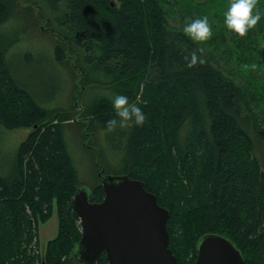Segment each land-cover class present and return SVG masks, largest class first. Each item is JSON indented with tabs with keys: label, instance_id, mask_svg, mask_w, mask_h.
I'll list each match as a JSON object with an SVG mask.
<instances>
[{
	"label": "trees",
	"instance_id": "trees-1",
	"mask_svg": "<svg viewBox=\"0 0 264 264\" xmlns=\"http://www.w3.org/2000/svg\"><path fill=\"white\" fill-rule=\"evenodd\" d=\"M37 2L47 22L60 26L48 29L58 40L56 59L63 62L72 54L78 81H87L89 89L109 87L112 96L83 103L81 118L44 109L13 79L0 49V130H30L0 170V264H79L72 252L80 226L71 206L79 184L62 124L79 120L108 135L107 121H119L112 103L116 95L127 96L147 119L142 127L117 126L111 133V142L116 137L125 144L114 174L142 181L169 211L168 248L177 264H194L197 242L205 235L232 242L242 264H264V171L257 158V148L264 154L263 84L234 81L218 58L184 35L181 23L168 26L169 0ZM10 3L0 0V22L10 15ZM193 4L190 10L178 6L180 15L207 14L197 7L204 2ZM232 33L230 40L244 45L247 55V46L256 41L253 33L244 38ZM225 44L222 37L213 45L218 56ZM201 47L206 63L188 68L184 57ZM98 169L107 175L101 165ZM103 196L97 183L90 202ZM54 208L57 234L42 254L38 224L47 222ZM97 264H107L104 254Z\"/></svg>",
	"mask_w": 264,
	"mask_h": 264
},
{
	"label": "rangeland",
	"instance_id": "rangeland-1",
	"mask_svg": "<svg viewBox=\"0 0 264 264\" xmlns=\"http://www.w3.org/2000/svg\"><path fill=\"white\" fill-rule=\"evenodd\" d=\"M9 1L11 2L9 4L10 15L5 21L0 22V49L5 51V61L11 67L13 79L25 86L36 102L44 109H57L61 116L69 115L81 118L77 116L82 109L75 105L76 96L79 98L78 104L81 106L83 103H91L94 99H99L97 97L111 98L112 92L109 87L99 86L89 89L87 81H83L82 78L78 81L80 76L77 75L78 71L73 65L72 54L63 62L56 59L55 47L58 40L48 29L53 28V25L57 28L60 26L56 22L53 25L47 22L45 13L36 8V5H39L37 0H20L21 6L17 0ZM200 1L204 4L197 7L206 8V15L213 25L212 38L202 44L205 50H209L208 53L221 61L220 65L224 73L229 72L226 75L232 76L234 81L242 84L256 81L264 86V15L258 25L248 32L253 33L251 38L256 41L247 46L248 54L243 55L240 47H244V45L237 40H230L233 33L224 24V13L230 0ZM169 2L165 8V21L169 18L168 26H175L178 23L184 26L186 20L190 22L195 19L193 15L191 19H188V16L180 15L181 11L178 10V6L187 5L189 10L194 9L196 7L193 3L198 0H186V2L185 0H169ZM29 3H32L33 6L30 7V12H26ZM259 7L264 13V0H259ZM236 36L238 35L236 34ZM222 37L225 38V47L228 48L223 47L226 49L225 53L218 56L213 45L221 42ZM223 52L224 49L221 50V53ZM224 62L228 63L227 67H224ZM75 65L77 64L75 63ZM227 70L228 72H225ZM79 87H83V89L74 96ZM141 96L140 104H144L147 99H144L143 96L146 95L142 94ZM261 98L264 100V97ZM90 119L87 120L91 122ZM104 131L100 128L96 129L95 125L90 127L88 123L79 120L62 124L63 140L75 170L77 182L87 191L100 183L97 175L98 165L104 168V173H106L105 171L110 173H107L109 176H118L114 173L120 168V149L124 150V139L119 140L112 137L111 142L112 132L106 135ZM29 132L30 130L27 128L11 131L0 130V170L2 165L10 160L13 150L18 148ZM257 153L260 158H264L262 149L258 150L257 148ZM259 157L257 158L264 171ZM57 228V213L54 208L50 219L43 224H38V241L42 254L47 242L56 236Z\"/></svg>",
	"mask_w": 264,
	"mask_h": 264
},
{
	"label": "water",
	"instance_id": "water-1",
	"mask_svg": "<svg viewBox=\"0 0 264 264\" xmlns=\"http://www.w3.org/2000/svg\"><path fill=\"white\" fill-rule=\"evenodd\" d=\"M104 196L90 202L91 190L77 186L71 200L80 226V239L72 252L79 264H177L168 248L169 211L142 181L127 175H103ZM236 247L226 238L206 235L196 245L194 264H242Z\"/></svg>",
	"mask_w": 264,
	"mask_h": 264
},
{
	"label": "clouds",
	"instance_id": "clouds-1",
	"mask_svg": "<svg viewBox=\"0 0 264 264\" xmlns=\"http://www.w3.org/2000/svg\"><path fill=\"white\" fill-rule=\"evenodd\" d=\"M262 15L264 13L260 10L259 0H230L224 13V24L229 31L244 38L250 30L258 25ZM182 31L193 42L203 44L212 38L213 25L209 21V17L205 15L192 19L190 22L186 20ZM204 51V48L201 47L192 51L189 56H185L186 66L192 68L197 64L204 65L206 63ZM112 103L119 121L115 118L107 121L106 127L109 132L115 131L117 126L124 129L133 126L142 127L145 124L146 115L136 103H129L127 96L116 95Z\"/></svg>",
	"mask_w": 264,
	"mask_h": 264
},
{
	"label": "bare ground",
	"instance_id": "bare-ground-1",
	"mask_svg": "<svg viewBox=\"0 0 264 264\" xmlns=\"http://www.w3.org/2000/svg\"><path fill=\"white\" fill-rule=\"evenodd\" d=\"M205 236H206V235H205ZM205 236H204V237H205ZM202 238H203V237H202ZM202 238H201V239H202ZM201 239H200V240H201ZM200 240L197 242V244L200 242ZM231 243H232V242H231ZM232 244H233V243H232ZM233 245H234V244H233Z\"/></svg>",
	"mask_w": 264,
	"mask_h": 264
},
{
	"label": "flooded vegetation",
	"instance_id": "flooded-vegetation-1",
	"mask_svg": "<svg viewBox=\"0 0 264 264\" xmlns=\"http://www.w3.org/2000/svg\"><path fill=\"white\" fill-rule=\"evenodd\" d=\"M101 177V176H100Z\"/></svg>",
	"mask_w": 264,
	"mask_h": 264
}]
</instances>
